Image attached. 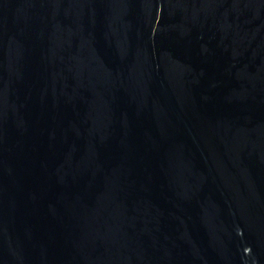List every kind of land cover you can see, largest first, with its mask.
<instances>
[{
    "label": "water",
    "instance_id": "obj_1",
    "mask_svg": "<svg viewBox=\"0 0 264 264\" xmlns=\"http://www.w3.org/2000/svg\"><path fill=\"white\" fill-rule=\"evenodd\" d=\"M0 264H264V0H0Z\"/></svg>",
    "mask_w": 264,
    "mask_h": 264
}]
</instances>
